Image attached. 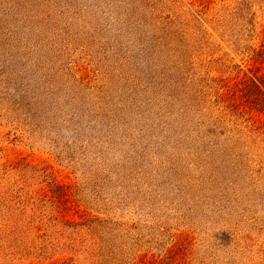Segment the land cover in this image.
I'll return each mask as SVG.
<instances>
[{
  "label": "rangeland",
  "instance_id": "obj_1",
  "mask_svg": "<svg viewBox=\"0 0 264 264\" xmlns=\"http://www.w3.org/2000/svg\"><path fill=\"white\" fill-rule=\"evenodd\" d=\"M0 264H264V0H0Z\"/></svg>",
  "mask_w": 264,
  "mask_h": 264
}]
</instances>
